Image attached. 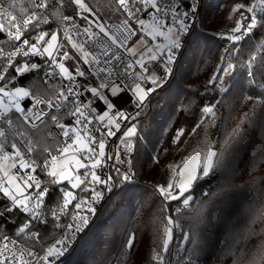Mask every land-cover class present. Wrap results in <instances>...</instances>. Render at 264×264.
<instances>
[{"label":"snow or ice","instance_id":"1","mask_svg":"<svg viewBox=\"0 0 264 264\" xmlns=\"http://www.w3.org/2000/svg\"><path fill=\"white\" fill-rule=\"evenodd\" d=\"M2 2L3 0H0V3ZM70 2L78 9L77 19H83L86 26L81 28L74 24L72 17H63V20L72 24L75 35L80 37L83 42L74 41L72 35L69 34V29L64 30V39L80 54V59L85 65L96 66L94 75L98 78L95 86L84 88L83 91H80V86L75 83L77 77L85 75L79 64L74 67L75 75H73V71H69L64 64L65 60L73 59V57L69 56L62 43H58V35L52 33L49 36L47 31L40 30V24L48 23L44 11H34L30 15L22 17L21 20H17L15 15L0 7V32L5 33L9 41L18 42L14 50L7 53L0 48V55L7 59V64L0 68V81H4L0 85V105H3L4 108L3 113H0V120L9 126L13 125V119L8 114L14 110L24 122L29 120L43 122V117L47 113L41 110L40 105L45 104L49 109L55 107L59 111L69 96L74 98L72 105L67 106L64 113L73 118L71 126L61 123L56 115L50 117L64 141V146L57 150L59 155L49 153L42 165L37 166L34 160L24 158V154L16 143L9 144L10 153L4 151V144H0V152H3L0 160L12 161L11 165L0 163V198H2L0 199V231L3 229V221L6 216L13 212L19 213L21 216L26 214L25 222L18 229L19 233H24L33 224L44 221V214L40 209L45 204L46 198H49V204L52 203L53 198L49 192L48 184L42 186L41 181L33 175L37 171V167L41 173L51 178L48 183L56 185L55 191L59 194V202L56 207L47 209L48 214L55 221H59L61 216L70 217L72 221L65 226L63 238L44 250L43 256L39 258L41 264H62L63 257L79 235L88 227L89 216L96 212L94 207L96 202L104 200L108 206L118 203L116 200V197L119 196L117 185L130 181L132 173L127 168L121 171L120 167L115 165L127 164L129 161L120 158L119 150L115 156L110 153L106 156V142L103 138L98 139L97 135L93 134V130L100 137L112 138L116 137L117 132H120L123 122H129L125 125V130L120 132V136L116 138L125 156L133 150V140L138 138L135 121L139 119L146 104L151 103L148 98L156 91L160 79L169 75L175 60L174 53L182 47L184 36L191 29L198 7L195 0H179L178 4L168 3L167 9L158 3V0H131V2L118 0V9L126 18L117 28L119 33L117 35L112 32L111 28L106 30L105 25L95 17L89 19L87 15H83L85 12L91 14V10L83 0H70ZM32 3L35 8L40 10L48 8L47 0H32ZM137 5L139 6L137 7ZM244 7V4H237L233 10H240ZM247 10L252 11L251 8ZM141 14H146L148 18L155 20L161 30L158 33L146 31L148 24L146 19L139 18ZM4 19L7 21V26L3 22ZM129 19H133L139 25L138 30L142 33L140 43H144L143 35L150 37L153 42L158 37H164L166 33L170 34V37L169 43L163 48L158 43L146 46L138 58L127 62L121 68L122 58L116 51L117 49L123 48L131 56H137L136 47H127L128 40L131 36L136 35V32L129 26ZM244 19L246 17L242 15L241 20ZM29 25H33V31L37 33L33 37L34 43H30L29 39L22 38L23 31L27 30ZM258 25L262 26L264 22L258 21L253 16L249 23L238 24L236 28L232 29L228 38L238 42L245 33H251ZM93 27L97 29V32L92 31ZM237 33L239 34L237 35ZM101 34L103 38H101ZM46 37L48 38L46 39ZM85 44L89 45L92 51L86 50ZM18 55L22 58L34 56L44 60L45 77L50 78L55 74L71 82L65 86L68 95H64V92L61 91L60 99L55 103L51 100L44 101L36 96L34 103L31 99L29 100L30 107L29 105L21 107L18 102H15L12 108H9L4 104V97H14L18 101L24 97H31L33 94L23 87H16L15 91H6L8 84L15 80V77L5 80L8 68L11 67L17 76H23L25 73L38 71L41 67L37 63H29L27 60L14 65V58ZM157 61H159L157 68L160 63L165 65L159 77L155 74V70L150 69V65ZM241 66L250 82L264 85V81L256 79L257 74L264 76V60L257 64L256 56H252L247 63H243ZM57 69L58 71H56ZM234 69L235 66L225 59L217 75L213 77V82L219 84V77L230 76ZM100 73H104V76L100 77ZM126 80L132 82L126 83ZM142 84H147V87H142ZM84 93H88L91 99L85 97L81 103L79 97L84 96ZM124 97H127V100L123 107L118 106L113 99ZM248 99L253 100V97L249 96ZM129 104L133 109L131 114L127 112ZM26 107L29 108L28 111L25 110ZM201 111L204 120H210L215 115L212 106H205ZM202 122L204 121H199L197 126ZM181 135L183 132L179 131L177 137ZM3 137H5V132L0 129V138ZM246 144V130L242 131L237 128L231 137L224 141L222 148L218 151L209 149L203 161H201L200 154L197 153L184 163L176 173L179 179L175 184L169 182L166 186L162 185L156 189L165 203L183 198L181 202L187 207L190 196L186 193L190 192L195 182L201 181L216 185V190L211 195L204 194L207 196L205 202L208 209L207 214L202 207L198 211L197 222L190 225L191 237L188 233H184L181 237V240L190 249L185 252L184 256L179 257L184 261V264H205V261H201L198 257L206 251L209 256L215 255L212 249L211 229L217 222H222L227 226L230 221L231 212L235 206V197L243 187L234 184L232 178L236 172V161L240 158V154L244 150L243 146ZM247 150H250V154H254L251 159L253 168L257 164H264V142L259 145L253 144ZM26 151L30 155L33 148L28 147ZM110 163L115 166V175L112 173L103 175V170L108 168ZM10 168L19 169L22 174H12L9 171ZM76 190L80 194L87 195H78ZM70 206L73 209L71 214L68 211ZM201 225L204 227L201 228ZM173 227L180 228L181 226L179 223L174 225L172 217L169 216L166 218L165 238L161 252L153 258L155 264H164L165 256L169 254ZM31 238L38 239L35 233L31 235ZM9 243L11 242L0 236V244H2L0 264H33L35 253H25L23 250H19V255H17V249H9ZM131 246L132 238H129L123 247L131 248ZM227 247L230 248L231 245L228 244ZM25 256L28 259H22ZM116 259L119 264V256Z\"/></svg>","mask_w":264,"mask_h":264},{"label":"trees","instance_id":"2","mask_svg":"<svg viewBox=\"0 0 264 264\" xmlns=\"http://www.w3.org/2000/svg\"><path fill=\"white\" fill-rule=\"evenodd\" d=\"M83 2L91 10L89 19L95 17L103 25L119 23L126 18L118 9L117 0ZM258 2L203 0L200 20L188 37L170 81L152 95L147 110L135 121L138 129V138L133 140L136 180L117 185L118 203L111 206L104 203L95 221L67 253L62 264H117L118 256L119 264H155L153 258L161 252L170 209L179 210L177 217L183 233L191 237L190 225L197 222L198 211L202 207L205 214L208 211L204 194L211 195L216 185L195 182L186 193L190 196L187 207L181 202L183 198L166 204L156 189L165 186L171 161L182 162L197 153L204 158L209 149L222 148L237 128L246 130L247 144L236 161L232 182L243 187L235 197L227 226L217 222L211 229L215 255L209 256L206 251L198 259L205 264H264V164L253 168L254 154L247 150L253 144L264 142V85L250 82L241 66L252 56H256L257 64L264 60V25H258L236 53L233 46L229 47L226 40L217 36L237 4H244L243 9L255 5V17L264 22V7ZM2 3L20 17L41 11L33 6L32 0H3ZM47 4L46 17H55L57 23L71 11L68 0H47ZM6 42L0 32V46H5ZM72 54L77 58L73 50ZM225 59L233 63L234 71L230 76H223L219 84L209 85L212 70ZM256 79L264 81V76L257 74ZM16 82L27 87L33 95L47 99L58 92L40 73L26 74ZM249 96L253 100H249ZM205 106L214 109L215 115L210 120H204L202 115ZM50 117L37 128L23 125L41 159L46 157V150L61 143L59 137L55 143L49 137L54 127ZM202 120L204 122L197 126ZM179 131L183 135L177 137ZM41 174L48 183L51 178ZM49 185L51 194L58 199L57 186ZM25 220L26 215L16 212L7 215L0 236L13 237L43 252L56 237V229L33 224L19 233ZM33 233L38 239L31 238ZM129 238H132L131 248L123 247ZM186 250H190L187 244Z\"/></svg>","mask_w":264,"mask_h":264},{"label":"built area","instance_id":"3","mask_svg":"<svg viewBox=\"0 0 264 264\" xmlns=\"http://www.w3.org/2000/svg\"><path fill=\"white\" fill-rule=\"evenodd\" d=\"M118 2V0H117ZM129 2H131V0H129ZM195 2L198 4V7L196 9V13H195V17H194V22L191 26L190 31L184 36V40H183V44L182 47L174 53L175 55V60L171 66V70L169 72V75L164 76L161 80L162 84L160 86H157L156 91H158L162 86L166 85L175 70L176 64L185 48V45L188 41V37L193 29V27L199 22L200 20V10H201V6L203 3V0H195ZM158 3H161L162 6L167 9L168 7V3H179V0H158ZM68 4L71 8V11L65 15L67 17H72L73 18V22L75 25L83 28L86 26L85 21L83 19H77V12L78 9L70 2V0H68ZM139 5H137L138 7ZM0 7L6 9L7 11L11 12L13 15H15L17 17V20H21L22 17L17 16L16 14H14L12 11H10L8 8H6L4 5H0ZM48 8L46 10H41L44 11V14L47 12ZM181 11H183V9H181ZM239 16L237 18V20L233 21L227 28L226 30L221 34V36H219L221 39H224L228 42L229 47L233 46V51L236 53L239 49L240 44L242 43V41H244L246 39V37L251 34V33H245L241 39L237 42L234 39H229L228 37L231 35L232 33V29L236 28L238 26V24H246L249 23L250 18L253 17L252 14L250 13H246L244 11L238 12ZM30 15V14H29ZM83 15H88L87 12L83 13ZM246 17V19L241 20V16ZM64 16V17H65ZM255 17V16H254ZM140 19H146L147 22L149 23H153L155 25H159L155 20H152L151 18H148L146 16V14H141L139 16ZM256 18V17H255ZM257 19V18H256ZM48 23L46 24H40V30L43 31H47L49 33V36L52 33H56L58 35V43H62L64 45V49H66L68 51V54L70 57H73V59H68L64 61L65 66L69 69V71H73L74 67L79 64L80 69L85 73L84 77H77L75 83L78 84L80 86V91H83L84 88L87 87H91V86H95L97 83V76L94 75V72L96 70V66H89V65H85L83 63V61L80 59V54L71 47V45L69 44V42L64 39L63 33L65 29H69L70 33L73 37V40L76 41L77 43H82L83 41L80 39V37L75 35V31L72 28V24H70L68 21L63 20V18L61 19L60 22L57 23L56 18L55 17H48L47 18ZM3 22L6 24L7 26V21L6 19L3 20ZM122 22V21H121ZM121 22L119 23H107L104 24L106 30L108 28L112 29V32L119 35V33L117 32V28L121 26ZM129 26L131 27V29L136 32V35L131 36V38L128 40L127 42V47L130 48L132 43L134 42L136 36H137V27L139 26L138 24L135 23V21L133 19H129L128 21ZM229 29V30H227ZM93 32H97L96 28H92ZM226 32V33H225ZM1 34L4 36L5 40L7 41L5 46H0V48H2L4 50L5 53L9 52L10 50H14L16 43L18 42H11L7 39L6 34L1 32ZM37 33H35L33 31V25H29L27 30L23 31V37L22 38H26L29 39L30 43H34L35 40L33 39V37L36 35ZM112 34V33H110ZM239 33H237L238 35ZM101 38L102 34H101ZM85 49L92 51V48L89 47V45L85 44ZM26 50V49H25ZM63 50V49H62ZM72 50L75 52V56H77V58H75L72 54ZM119 55L122 58V63L120 64V67H124L125 64L127 62L133 61L134 59H136L137 57H133L131 56L129 53L125 52V50L123 48L117 49L116 50ZM47 59V58H45ZM24 60H27L29 63H37L38 65H41L40 69L38 71H33L30 72L31 74H38L40 73L43 77L46 83H48L51 86H55L58 89V92L55 96L51 97L50 99L45 98L42 95H32L31 97H24L22 99H19L18 101L14 98V97H4L3 101L4 104L8 105L9 108H12L13 103L18 102L20 104L21 107H25L26 105H29V100L31 99L32 103L35 102V98L36 96H39V98H41L44 101H53V103H55L56 100L60 99L59 93L61 91L64 92V95H68L67 91L65 90V86L68 85L69 83H71L70 81H67L65 79H63L62 77H59L57 75H53L52 77H45L44 73H45V61L41 60L39 57H34V56H29V57H20L19 55L16 56L14 58V65L16 64H20L23 63ZM59 60V57H58ZM224 60H221V62H218L217 68L213 69L212 73L209 76V80H208V84L209 85H215L216 83L213 82V77L217 75L219 69L221 68L222 64H223ZM115 63V62H114ZM231 63V62H229ZM7 64V59L0 55V68H2L3 66H5ZM233 64V63H232ZM155 72L158 74V77L161 76L162 71L164 70V66H162L160 64L159 68H157L156 66H153ZM135 68V65H134ZM58 71V69L56 70ZM26 74L29 73H25L23 76H25ZM73 75H75V72L73 71ZM23 76H17L13 71L12 68L9 67L8 68V72L5 75V80H8L9 77H15V80L13 81V83L8 84L6 91H15L16 87H23L26 91L30 92L31 91L27 88L24 87L23 85L17 83V79ZM100 77L104 76V73H100L99 74ZM223 77V76H222ZM222 77H219V81ZM126 83H131L132 81L126 80ZM4 83V81H0V85H2ZM142 87H147V84H142ZM155 91V92H156ZM153 92L151 94V96L148 98L150 100V98L152 97V95L155 93ZM85 97H88L89 99H91V97L89 96L88 93H84V96L79 97V100L81 101V103H83V100ZM73 97L69 96L67 101L63 102V105L59 111L56 110L55 107L49 109L46 107L45 104L40 105L41 110H43L44 112L47 113V115H45L43 117V122L41 121H31L29 120L28 122H24L22 120V118L19 116L18 113H15V111L13 110L12 112H10L8 115L13 119V125L9 126L6 123H4L3 120H0V129H2L5 132V137L0 138V144H4L5 148L4 151L5 152H11V149L9 147V144L14 142L17 144V147L20 148L21 152L24 154V158L26 160H34L35 164L37 166L42 165L44 159H41V157L39 156V154L37 153L38 148L36 146V144L33 143L31 137L29 134L26 133V130L23 128L24 126H28L31 128H37L39 126H41L49 117L51 114H54L57 116V118L60 120L61 123L65 124L66 126H71V122L73 120V118L71 116L65 115V110L67 106L72 105L73 102ZM115 100V103L118 106H125L126 104V100L127 97H124L122 99H116L113 98ZM149 104H146L145 108L143 109V111L141 112L139 118L143 115V113L147 110ZM30 107V105H29ZM26 111L29 110L28 107L25 108ZM4 108L3 105H0V113H3ZM32 111H35V109H32ZM133 111L132 106L129 104L127 105V112L129 114H131ZM61 115H64V118L61 117ZM94 119V117H93ZM129 122H123L122 123V127L120 129V132H123L125 130V125H127ZM24 125V126H23ZM54 125V124H53ZM115 131V129H113ZM120 132L116 133V137L120 136ZM93 134L97 135L98 139L103 138L106 142L107 148H106V156L107 154H112L113 156H115L117 154V151L119 150V155L120 158L122 160H127L129 161V163L127 164H119V165H115L120 167L121 171H123L125 168H127L131 173H132V178L130 181H135L136 180V171H135V167L133 164V150L127 155H124V151L123 149L119 146V141L117 140L116 137H112V138H108V137H100L98 133L95 132V130H93ZM49 137L52 140L53 143H55V141L57 140V138L59 137L61 139V143L56 145L55 147L46 150V157L49 155V153L51 155H59L58 154V149L60 147L64 146V141L59 133V129L57 127H53L50 130L49 133ZM54 146V145H53ZM28 147H32L33 148V152L29 155L26 151V149ZM3 156V152H0V157ZM114 165H112L111 163L109 164L108 168L103 170V175H108L109 173H112L113 175H115L114 173ZM13 171L16 174H22L19 172V169H13ZM33 175H35L42 183V186L44 184H48L42 177V174L40 173V169L39 167H37V171L35 173H33ZM56 186V185H55ZM48 188H49V192L51 194V190H50V185L48 184ZM77 194L78 195H87V194H80L78 190ZM52 199V203L49 204L48 200L49 198H46L45 200V204L42 206V208L40 209L41 212H43L44 214V221L42 223H37L40 226L43 227H54L56 229V237L54 238V240L52 241L51 245L56 243L58 240L63 238L64 235V229L65 226L68 223H71L72 221L70 220V217H65V216H61L59 221H55L53 220V218L48 214L47 209L49 207H56L57 202H59V198L56 199L54 197L53 194H51ZM171 201H168L166 204H169ZM105 201L104 200H100L98 202H96L94 204V207L96 208V212L94 215L89 216V225L88 227L84 230L83 233H81L78 237V239L76 240V242L71 246V248L69 249L68 252H70L75 245L77 244V242L81 239V237L84 235V233L89 229V227L91 226V224L95 221L96 217L98 216V213L100 211V209L102 208V206L104 205ZM69 213L71 214L73 212V209L71 208V206L69 207ZM178 209L175 210H171L170 209V217H172L173 219V224L175 225L176 223L180 224V228H175L173 227V231H172V235H171V239H170V243H169V254L166 256L165 260H164V264H184V261L180 260L179 257L184 256L186 250V243L183 242L181 240L183 233V226L181 221L178 220ZM86 214V213H85ZM26 215V214H25ZM37 236V235H36ZM7 241H10L11 243H9L8 247L9 249H13L16 248L17 249V255H19V250H23L25 253L28 252H32L35 253V260L33 261V264H41L39 258L41 256H43L44 251L40 252L38 249L36 248H31L29 246H27L26 244L18 241L17 239L10 237V236H6L4 237ZM50 245V246H51ZM0 248H2V244H0ZM67 252V253H68ZM66 253V255H67ZM65 255V256H66ZM65 256L63 257V259L65 258ZM22 259H28L27 256L23 257ZM62 259V261H63ZM186 259V257H185Z\"/></svg>","mask_w":264,"mask_h":264},{"label":"rangeland","instance_id":"4","mask_svg":"<svg viewBox=\"0 0 264 264\" xmlns=\"http://www.w3.org/2000/svg\"><path fill=\"white\" fill-rule=\"evenodd\" d=\"M258 4L259 5H261L262 7H264V0H259V2H258ZM257 4V5H258ZM0 5H4L6 8H8L5 4H3V3H0ZM260 6V7H261ZM261 7V8H262ZM255 5L254 6H252L251 7V9H252V11L251 12H249L247 9H240V10H235V11H233L232 12V14H231V17H230V19L228 20V21H226L225 22V24L223 25V27H222V29H221V31L217 34V36H221V34L226 30V28L233 22V21H235V20H237V18H238V16H239V14H238V12H241V11H244V12H246V13H250V14H252L253 16H255ZM9 9V8H8ZM10 10V9H9ZM11 11V10H10ZM147 24H148V28L146 29V31H155V32H159L161 29H160V26L159 25H155V24H153V23H149V22H147ZM139 29V26L137 27V36H136V38H135V40H134V42L132 43V45H131V47L130 48H132V47H136V50H137V58H138V56H139V54L141 53V52H143L144 50H145V48H146V46H153V43H158L160 46H161V48H163L166 44H168L169 43V37H170V34H167L166 33V35L164 36V37H158V39L155 41V42H153V41H151V38L150 37H148L147 35H143V41H144V43H140V41H141V39H142V33L138 30ZM227 30H229V29H227ZM226 33V32H225ZM224 34V33H223ZM223 34H222V36H223ZM48 37H46V39H47ZM155 50V49H154ZM221 62V61H220ZM157 63H159V61H157V62H153L150 66H151V68L154 70V67L153 66H156L157 65ZM162 66H164L165 67V65L163 64V63H160ZM218 65V64H217ZM217 65H216V67L215 68H217ZM214 68V69H215ZM213 71V70H212ZM212 73V72H211ZM155 74L158 76V74L155 72ZM222 79V78H221ZM220 79V80H221ZM162 84V82H161V80L159 81V84H158V86H160ZM134 145V144H133ZM214 150V149H213ZM194 155H196V154H194ZM194 155H192V156H194ZM191 156V157H192ZM201 156V155H200ZM191 157H189V158H187V159H185V160H183L182 162H177V161H171L170 163H169V165H168V170H169V173H168V177H167V182L165 183V186L167 185V183H169V182H171V183H173V184H175L176 182H177V180L179 179V177L176 175V173H178L179 172V170H180V167L184 164V163H186L187 161H189L190 159H191ZM201 161H203V158L201 157ZM0 163H6L7 165H11V163H12V161L11 160H9V161H7V162H4V161H2V160H0ZM9 171L12 173V174H16L14 171H13V169H9Z\"/></svg>","mask_w":264,"mask_h":264}]
</instances>
